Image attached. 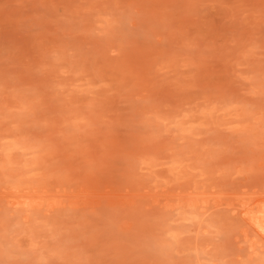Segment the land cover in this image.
<instances>
[{
    "label": "rangeland",
    "instance_id": "rangeland-1",
    "mask_svg": "<svg viewBox=\"0 0 264 264\" xmlns=\"http://www.w3.org/2000/svg\"><path fill=\"white\" fill-rule=\"evenodd\" d=\"M263 226L264 0H0V264H264Z\"/></svg>",
    "mask_w": 264,
    "mask_h": 264
},
{
    "label": "bare ground",
    "instance_id": "bare-ground-1",
    "mask_svg": "<svg viewBox=\"0 0 264 264\" xmlns=\"http://www.w3.org/2000/svg\"><path fill=\"white\" fill-rule=\"evenodd\" d=\"M249 212H250V211H249ZM249 212H248V213H249ZM245 213H246V212H245ZM251 216H252V215H251ZM256 220H257V219H256ZM249 224H250V223H249ZM263 227H264V226H263Z\"/></svg>",
    "mask_w": 264,
    "mask_h": 264
}]
</instances>
